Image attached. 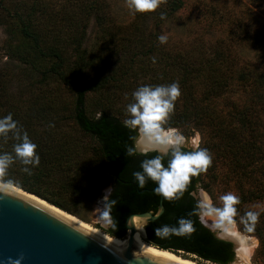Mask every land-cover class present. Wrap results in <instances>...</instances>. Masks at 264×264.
Instances as JSON below:
<instances>
[{
	"label": "trees",
	"instance_id": "1",
	"mask_svg": "<svg viewBox=\"0 0 264 264\" xmlns=\"http://www.w3.org/2000/svg\"><path fill=\"white\" fill-rule=\"evenodd\" d=\"M103 3L0 0V27L5 26L9 36L5 56L16 63L14 69H0V117L11 113L40 156L31 175L16 160L4 179L85 222L80 209L111 187L117 229L104 232L124 239L126 218L156 212L160 198L154 182L139 189L134 180L145 157L126 154L134 135L122 123L126 106L139 86L178 81L181 96L169 125L191 124L199 130L201 147L210 150L213 162L206 173L192 179L182 198H163V214L145 227L147 242L200 264H230L235 260L232 244L189 214L195 208L192 193L197 185L208 190V182L218 178L236 187L239 212L249 203L264 201V26L245 41L256 50L257 59L237 65L223 44L199 59L159 42L160 30L182 10L183 0H161L155 12L135 13L124 31L104 15ZM90 17L102 34L92 48L85 47ZM150 18L155 30L146 35L141 21ZM121 33L126 38L119 45ZM15 143L11 134L0 137V152L11 153ZM182 217L194 222V233L156 237V228L176 226ZM239 228L244 231V226ZM259 239L264 252L260 234Z\"/></svg>",
	"mask_w": 264,
	"mask_h": 264
},
{
	"label": "clouds",
	"instance_id": "2",
	"mask_svg": "<svg viewBox=\"0 0 264 264\" xmlns=\"http://www.w3.org/2000/svg\"><path fill=\"white\" fill-rule=\"evenodd\" d=\"M126 6L132 14L155 12L161 5V0H125ZM164 19V14H161ZM161 44L168 41V36L162 34L158 37ZM181 96L178 81L170 84L142 85L132 92V102L126 106V118L123 126L134 135L130 136L133 141L127 147L128 156L141 155L145 157L140 163L139 171L133 173L134 180L139 189H144L148 181L156 184L154 193L165 200L173 201L183 197L188 190L192 179L206 173L212 165L213 156L206 147H201L199 135L192 139V150L184 148L187 143L186 136L176 127L169 125V119L175 111L176 102ZM103 115L98 114V117ZM9 134L15 139L13 150L0 152V193H11L15 182L4 179L10 166L19 160L23 172L31 175L32 168L39 166L40 156L37 154V145L32 141L27 131L19 126V122L13 119L9 113L0 117V137L7 138ZM154 155H150L153 154ZM31 166V167H29ZM112 189L106 190V195L100 202L98 218L102 225L112 230L117 229V221L112 216V208L116 200L111 199ZM195 208L189 215H197L201 223L208 226L207 220L211 219V228L215 231L217 238L238 239L243 245L244 240L237 230V225L244 226V232L252 233L256 229L259 217L264 208L256 205L261 210H247L241 216L238 205L241 198L235 192L228 191L219 197L222 206H217L212 197L202 187L198 186V194ZM136 227V225H134ZM146 223L140 220L138 230H143ZM196 231L194 222L188 218H180L176 226L164 225L155 229L156 237L168 238L172 235L185 236ZM135 239L140 241L137 234ZM24 257L13 260L8 259V264H22Z\"/></svg>",
	"mask_w": 264,
	"mask_h": 264
},
{
	"label": "rangeland",
	"instance_id": "3",
	"mask_svg": "<svg viewBox=\"0 0 264 264\" xmlns=\"http://www.w3.org/2000/svg\"><path fill=\"white\" fill-rule=\"evenodd\" d=\"M17 2V0H14ZM58 2L59 0H54ZM103 13L105 16L111 18V22L119 27L120 31H124L123 26H129L136 14H132L126 6L125 0H102ZM182 10L176 14L175 18L168 21L163 26L161 34L168 36L167 47L170 51H185L191 52L194 56L204 55L205 57L211 56L216 47L225 45L230 50V57L237 65L241 60L250 62L257 59V52L254 48L246 44L245 41H250L248 37L254 36L256 31L264 26V0H183ZM89 21V22H88ZM85 37V47L92 48L99 43L102 34L97 28L95 19L90 17L88 20ZM140 24V22H139ZM142 29L147 35L149 31L155 30L154 21L147 19L141 21ZM121 28V29H120ZM118 39V44L121 45L126 38L124 33ZM9 40L7 29L5 26L0 27V69H14L16 63H12L5 56L6 42ZM120 42V43H119ZM236 90V89H234ZM96 108L93 107V110ZM98 116V115H97ZM71 124L70 122H68ZM178 128L187 138V143L184 147L193 149L192 139L199 135L202 141V135L199 130L195 129L191 124L182 125ZM73 128H68L71 132ZM201 146V144H200ZM198 186L192 194H198ZM208 190L205 189L212 197L213 202L217 206H222V201L219 197L228 191L235 192L238 195L236 187L233 183L225 182L219 178L215 182H208ZM107 187L102 191V195L90 206H85L80 209L81 214L93 227L105 231L108 227L102 225L98 218L100 202L106 195ZM195 198V196L193 195ZM196 199V198H195ZM260 205L264 208V201H255L245 205V211L261 210L255 208ZM244 211V212H245ZM243 210L240 215L244 214ZM208 223V221H207ZM237 225V230L247 237L250 247V255L245 260L241 261L235 259L230 264H264V252L260 249L259 234L264 239V212L259 217L256 229L253 234H248L242 231ZM243 226V225H242ZM105 233V232H104ZM191 259V257H189ZM201 264H211L203 262Z\"/></svg>",
	"mask_w": 264,
	"mask_h": 264
},
{
	"label": "water",
	"instance_id": "4",
	"mask_svg": "<svg viewBox=\"0 0 264 264\" xmlns=\"http://www.w3.org/2000/svg\"><path fill=\"white\" fill-rule=\"evenodd\" d=\"M163 212L160 196L156 212L130 214L125 220L127 241L122 244L72 218L76 216L15 186L11 193H0V264H8L10 257L15 260L21 256L24 257L22 264H192L150 249L135 239L138 232L149 244L145 228L144 231L137 229L140 220L147 225ZM206 228L217 237L211 226ZM221 240L232 244L235 259L241 261L242 245L238 240Z\"/></svg>",
	"mask_w": 264,
	"mask_h": 264
},
{
	"label": "bare ground",
	"instance_id": "5",
	"mask_svg": "<svg viewBox=\"0 0 264 264\" xmlns=\"http://www.w3.org/2000/svg\"><path fill=\"white\" fill-rule=\"evenodd\" d=\"M70 217H71V216H70ZM76 217H77V216H76ZM76 217H72V218H74L75 220H77V221H79V222H81V223L87 225L88 227H90V228H92V229H94V230L100 232L101 234H103V235H105V236L111 238L112 240H115V241H117V242H119V243H122V244H125V242L127 241V238H124V239L112 238V237H110L108 234L104 233L103 231H101V230H99V229L93 227L91 224H89V223H87V222L81 220V219L78 218V217L76 218ZM207 221H208V226H211V219H208ZM143 231H144V230H143ZM137 234L140 236V243H142L143 245H145L146 247H148V248H150V249H154V250H157V251H161V252L167 253V254H169V255H172V256H174V257H177V258H179V259H182V260L187 261V262L192 263V264H200V263H198V262H196V261H193V260H191V259H184L183 257H181V256H179V255H176V254H173V253L170 252V251L159 250V249H157V248H155V247H153V246L147 244V243L143 240V238L141 237V235H140L138 232H137ZM241 235H242V238H243V240H244V243H243L244 245L241 246V252H242V253H241V254H242V255H241V258H242V260H243V259L246 260V259L249 257V255H250V247H249V242H248L247 237H245L243 234H241ZM233 239H234V238H233ZM236 240H238V239H236Z\"/></svg>",
	"mask_w": 264,
	"mask_h": 264
}]
</instances>
